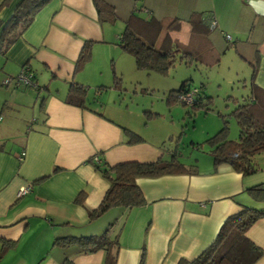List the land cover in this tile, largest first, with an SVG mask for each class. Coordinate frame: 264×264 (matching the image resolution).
<instances>
[{"label":"crops","instance_id":"0c3cea01","mask_svg":"<svg viewBox=\"0 0 264 264\" xmlns=\"http://www.w3.org/2000/svg\"><path fill=\"white\" fill-rule=\"evenodd\" d=\"M104 1L114 9L113 20L100 21L93 0H50L0 53V264H62L66 258L74 264H101L102 249L85 252L77 241L66 245L54 241L101 235L105 230L109 238H116L111 249L116 264H138L143 246L146 264H178L208 247L223 221L243 205L264 209V201L248 193L254 185L264 188V154L253 156L256 170L250 174L226 164L214 168L208 154L192 158L193 163L183 161L195 164L196 173L137 178L145 204L130 209L112 206L96 217L88 215L109 185L87 162L94 153L115 164L150 161L161 153L168 157L171 149L146 138L128 143L121 126L137 130L127 122L110 118L111 113L104 114L96 105L83 108L65 102L70 81L88 83L85 70L90 68L91 81L97 79L94 47L109 46L111 41L104 23L125 25L131 19L146 39L149 31L142 24L156 19L161 25L156 47L168 33L205 61L217 57L215 65L232 52L235 63L249 66L250 75L257 59L254 83L264 89V0ZM18 2L0 0V32ZM191 15L198 16L195 27L189 22ZM211 15L217 26L207 30L201 20ZM86 42L91 44V56L78 70L76 60ZM121 52L120 62L135 66L133 57ZM23 66L33 71L39 88L3 85ZM29 183L31 189L18 196ZM246 235L263 249L254 264H264V216Z\"/></svg>","mask_w":264,"mask_h":264},{"label":"trees","instance_id":"16d2710c","mask_svg":"<svg viewBox=\"0 0 264 264\" xmlns=\"http://www.w3.org/2000/svg\"><path fill=\"white\" fill-rule=\"evenodd\" d=\"M9 0H4L7 3ZM50 0H19L13 13L7 19L0 32V53H4L10 44L21 34L23 29L32 21L34 15ZM97 15L100 21L113 20L115 18L114 9L104 0H93ZM189 17L192 26H196V18ZM214 16H203L201 22L207 30H213L210 26L211 18ZM215 18V17H214ZM200 22V21H199ZM144 29L149 31L147 37L139 34L134 28L132 20L125 22V27L120 33L118 46L130 54L138 70L147 72H157L166 74L174 66L175 57L185 61L199 60L206 66H212L218 62V58L210 61L198 57V55L185 49L181 43L173 41L169 34H165L159 47L155 46V38L160 33L161 25L156 19H149L142 24ZM193 27V28H194ZM225 34V33H224ZM149 36L151 40L147 39ZM225 38V37H224ZM228 45L234 42L228 40ZM91 44L86 42L76 60V68L80 70L85 62L90 59ZM257 59L251 63L252 71L250 75L249 95L247 102L239 104L234 111V115L239 127L238 139L236 141L226 138L227 126L223 124L214 135L208 138L210 150L207 154L212 157L213 167L219 165H229L233 170L242 174H250L256 170L253 163V156L256 153H264V89L254 83L257 71ZM24 67V66H23ZM22 67V68H23ZM21 68V69H22ZM31 85L24 87L39 88L34 80L33 71ZM20 72V71H19ZM17 75L13 76L15 78ZM116 77L114 79L116 83ZM20 84V82L11 81ZM9 84V83H8ZM6 84V85H8ZM5 85V84H3ZM100 88V86L98 87ZM190 79L183 80L178 87L168 91V102L179 100L181 94L192 90ZM87 86L77 81H70L65 96V102L78 107L88 108L86 102ZM197 90V89H196ZM208 96L194 93L193 102L189 103L192 108L205 106V99ZM184 104H187L183 102ZM128 143L143 141V137L136 131L128 127L121 126ZM201 145H196L199 148ZM162 148L166 149L163 143ZM176 148L170 149L168 157L161 153L158 157L150 161L129 160L115 164H109L100 157V152L94 153L87 159L93 168L108 181V187L96 208L89 209L88 215L96 217L112 206H122L125 208L138 207L145 204L146 200L142 190L138 186L136 179L139 177H157L168 174L196 173V165H188L179 160ZM248 193L257 201H264V188L261 184L248 188ZM264 216V209L243 205L239 211L229 215L221 224L214 240L195 258L180 259L178 264H254L263 254V249L251 241L246 233L248 229L261 217ZM77 241L85 252L98 249L105 251V258L101 264H116V254L112 252V247L117 245L116 238H109L105 230L101 235L90 236H62L55 238V243L66 245ZM145 247H142L138 264H146ZM62 264H74L69 259H64Z\"/></svg>","mask_w":264,"mask_h":264},{"label":"rangeland","instance_id":"374dc122","mask_svg":"<svg viewBox=\"0 0 264 264\" xmlns=\"http://www.w3.org/2000/svg\"><path fill=\"white\" fill-rule=\"evenodd\" d=\"M104 24L110 29L111 41L109 46L94 47L97 79L88 78L90 68L83 72L89 80L85 84L87 105L99 106L104 114L111 113L110 118L127 122L147 140L176 148L180 161L188 159L193 163L192 158L208 155L211 147L208 138L223 124L227 126L226 138L238 139L234 111L239 104L247 102L249 95L250 69L246 63H235L230 52L212 66L177 56L166 74L137 70L132 63L129 69L118 57L122 50L117 42L125 25L120 21ZM186 79H190L192 88L209 97L204 100L205 106L192 108L178 99L168 102V91ZM2 92L0 90V99ZM197 144L201 146L196 148Z\"/></svg>","mask_w":264,"mask_h":264},{"label":"built area","instance_id":"2783aa9c","mask_svg":"<svg viewBox=\"0 0 264 264\" xmlns=\"http://www.w3.org/2000/svg\"><path fill=\"white\" fill-rule=\"evenodd\" d=\"M210 26L211 27L217 26V21L214 17L211 18ZM224 37L227 40L231 39L229 34H224ZM31 76H32V73L29 71L28 67H23L15 78H13V77L5 78L3 81V84L6 85V84L10 83L11 81L16 80L17 82H20V84H22V85H31L32 84ZM196 91L197 90L195 88H193L190 92L185 93V94H181L179 96V99L182 100L183 102L187 103V104L192 103L194 93ZM23 155H24V152L21 153L20 159L23 157ZM30 189H31V183L21 187L18 190L17 195L21 196V195L25 194L26 192H28Z\"/></svg>","mask_w":264,"mask_h":264}]
</instances>
